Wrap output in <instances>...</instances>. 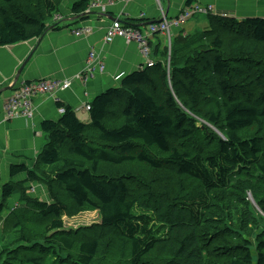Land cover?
<instances>
[{"label": "trees", "instance_id": "obj_1", "mask_svg": "<svg viewBox=\"0 0 264 264\" xmlns=\"http://www.w3.org/2000/svg\"><path fill=\"white\" fill-rule=\"evenodd\" d=\"M63 1L0 0V48L58 29ZM207 19L96 96L87 122L57 104L33 167L11 165L1 186L0 264H264V18ZM20 174L50 203L11 182ZM82 211L99 223L66 230Z\"/></svg>", "mask_w": 264, "mask_h": 264}, {"label": "crops", "instance_id": "obj_2", "mask_svg": "<svg viewBox=\"0 0 264 264\" xmlns=\"http://www.w3.org/2000/svg\"><path fill=\"white\" fill-rule=\"evenodd\" d=\"M98 1V5L93 7L90 12H86L89 2L84 6V12L76 14L77 16L74 17L71 7L76 2L80 3L81 0H64L60 6L59 14L62 18L55 21V23H59L58 29H48L39 39L0 48V91L13 85L21 65L27 60L28 62L15 85L38 80H71L69 89L59 91L53 97H34L35 112L31 120L6 119L3 107L5 101L10 97L11 91L0 94L1 186L10 180L5 179L7 180L5 181L3 178L8 176L11 165L24 164L28 168L33 167L41 149L46 144V136L41 131V123L49 120L58 121L63 114V110L57 107L58 103L67 104L74 109L76 116L81 121L87 122L89 117L83 109L84 106L90 105L96 96L110 88L119 87L122 79L128 74L142 69L143 59L135 43H126L124 39L118 37L107 44L104 43L106 30L114 20H119L124 24L139 25L144 30L146 25L159 21L162 15L167 18L178 17L182 10L190 4L210 8L213 12L211 15H227L239 20L264 18V0ZM182 25L179 29H173L174 36H195L199 29L208 28L207 14L195 15ZM79 27H89L92 32L85 37H76L73 31ZM150 45L152 50L158 45L160 51H163L166 46L168 47L167 39L163 35L152 36ZM91 51L102 59L105 71L103 74H96L86 84H81L76 77L83 71ZM158 56L159 54L156 56L151 54L154 61L162 60ZM11 182L22 183L25 194L29 197L38 200L41 197L44 199L42 201L46 203L51 201L48 191L28 182L26 174L15 176ZM18 204H21L18 192L6 201L8 211L19 206ZM6 215L7 212L0 216V254L7 247L6 237L2 233Z\"/></svg>", "mask_w": 264, "mask_h": 264}, {"label": "built area", "instance_id": "obj_3", "mask_svg": "<svg viewBox=\"0 0 264 264\" xmlns=\"http://www.w3.org/2000/svg\"><path fill=\"white\" fill-rule=\"evenodd\" d=\"M98 0H92L86 12H90L93 7L98 5ZM210 8L202 7L196 4H190L185 7L180 15L176 18H167L162 15V18L154 23H150L141 28L122 23L119 20H114L108 26L104 38V43L107 44L114 38H122L126 43H135L139 53L143 59V68L153 67L154 59L151 58L152 49L150 38L154 35H163L167 39L168 49L170 50L171 42L175 38L173 29H179L180 26L188 19L198 14H211ZM61 19V16H56L54 21ZM92 32L89 27L78 28L73 31L74 36L82 37L90 35ZM105 64L95 52L91 51L86 59L83 71L77 75L76 79L81 84H86L96 74H103ZM71 87V80H38L35 82H23L15 85L11 91L10 97L4 103V114L6 119L24 118L33 119L35 108L33 98L36 96H51L53 97L59 91H65ZM83 109L88 112L90 107L86 105ZM62 112V110H61Z\"/></svg>", "mask_w": 264, "mask_h": 264}, {"label": "rangeland", "instance_id": "obj_4", "mask_svg": "<svg viewBox=\"0 0 264 264\" xmlns=\"http://www.w3.org/2000/svg\"><path fill=\"white\" fill-rule=\"evenodd\" d=\"M218 16H221L223 18L229 17L227 15H218ZM202 17H204V16H202ZM234 19H236V18H234ZM237 20H239V19H237ZM242 20H244V19H242ZM206 29H207V27H205L204 29H199V31L196 34H199L203 30H206ZM44 139H45V137H44ZM45 143H46V139H45ZM3 179L9 180L10 179L9 174L7 177H5ZM7 180H5V181H7ZM32 183L37 185L38 188L43 187V189L47 191V187L43 183H40V182H32ZM40 199H41V201L44 200L41 197L39 198V200ZM48 203H50V201ZM18 205L22 206V203L18 204ZM62 220H63V224H64L65 229L66 230H72V231H77L79 229L82 230V229H87V228L92 229L91 227H93L99 223V218H98L97 213L91 212V211L72 212V214H70V215L63 216ZM2 233L4 234V229H2ZM48 264H56V262H54L53 259H50V260H48Z\"/></svg>", "mask_w": 264, "mask_h": 264}, {"label": "water", "instance_id": "obj_5", "mask_svg": "<svg viewBox=\"0 0 264 264\" xmlns=\"http://www.w3.org/2000/svg\"><path fill=\"white\" fill-rule=\"evenodd\" d=\"M112 20H113V19H112ZM27 62H28V60L25 61V62L21 65V67H20L18 73L16 74V76H15V78H14V83H13V85H10L9 87H6V88L2 89V90L0 91V94L3 93V92H6V91H7V92L12 91V90L14 89L15 84L18 82L19 76H20L22 70L24 69V67L26 66ZM0 190H1V181H0Z\"/></svg>", "mask_w": 264, "mask_h": 264}, {"label": "bare ground", "instance_id": "obj_6", "mask_svg": "<svg viewBox=\"0 0 264 264\" xmlns=\"http://www.w3.org/2000/svg\"><path fill=\"white\" fill-rule=\"evenodd\" d=\"M105 11V10H104ZM97 13V12H96ZM72 17V16H71ZM62 18V17H61ZM91 21V20H90ZM109 22V21H108ZM71 23H72V21H71ZM74 23V22H73ZM80 23V22H79ZM68 25V24H67ZM81 26V25H80ZM183 26V25H182ZM80 28V27H79ZM159 35V34H158ZM85 37V36H84ZM171 48V47H170ZM90 106V105H89ZM88 113V112H87Z\"/></svg>", "mask_w": 264, "mask_h": 264}]
</instances>
